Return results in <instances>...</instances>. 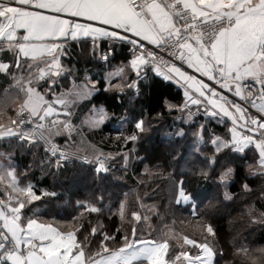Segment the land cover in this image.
I'll return each instance as SVG.
<instances>
[{"label":"snow or ice","instance_id":"snow-or-ice-1","mask_svg":"<svg viewBox=\"0 0 264 264\" xmlns=\"http://www.w3.org/2000/svg\"><path fill=\"white\" fill-rule=\"evenodd\" d=\"M158 82L182 95L146 109ZM157 137L161 163L137 173ZM76 164L90 166L84 184L67 174ZM37 170L84 188L69 219L33 213L57 195L37 189ZM149 173L192 234L154 226ZM221 260L264 264V0H0V264Z\"/></svg>","mask_w":264,"mask_h":264},{"label":"trees","instance_id":"trees-1","mask_svg":"<svg viewBox=\"0 0 264 264\" xmlns=\"http://www.w3.org/2000/svg\"><path fill=\"white\" fill-rule=\"evenodd\" d=\"M83 66V65H82ZM147 95L145 98L141 101L143 103L144 107L146 109L149 108H156L159 109L163 103L164 100L167 99H175L177 97V94L179 93L182 95V90L178 89L175 85L168 86L167 82H158L152 86H150L148 89H146ZM171 119V118H169ZM119 127V125L112 123L108 126V128L105 129V139L104 144L107 146L106 150H115L117 148V144L115 142V130ZM111 136L113 138V142L111 144L108 143V137ZM93 140L96 142H99L100 137L96 136L93 137ZM159 143V138L157 137L155 141L152 143L149 142H141V145L137 149L139 155L141 157H144L146 155L149 156V160H145L144 165L139 164L137 162L136 164V172L137 173H143V169L145 165H152L161 163L157 157H160L163 149L166 145L160 144L159 148L156 147V144ZM126 150V149H125ZM28 157H18V164L23 166V164L26 162ZM83 169V170H82ZM81 166L79 164L70 166L68 170V175H73L77 177V180L75 181L76 184H84L87 181V173L90 172V166L84 165ZM129 179L127 187H132L136 184L137 176L134 174V172L130 169L129 171ZM140 179L144 180V184L141 188V190H148L150 195L146 198V203L149 207H152L155 205V208H153V216L155 220L154 226L158 229H160L161 233L163 228L166 226H172L173 223V210L167 206V201L164 199V194L160 193L158 195H151V191L153 188L156 187L157 184H163V181L154 176L153 174L149 173L148 175H140ZM33 182L36 184L37 189L40 188H47L49 191H54L57 193L55 197L53 196H46L43 197L40 201L34 202L33 207V213L41 218L50 219L55 217L59 220H67L74 214V202L77 198H81L85 195V190L83 187L80 188H73L69 184V182L65 179V177L59 176V177H53V176H42L39 170H37L32 177ZM125 190H127L125 188ZM201 191L203 193H206L209 198H211L212 195H214V190L212 185H202ZM159 209V217H155V211L156 209ZM186 219L188 218L187 213H180L177 212L175 214V219L179 221L180 219ZM218 227L220 228V240L221 243L227 247L229 243V236H228V224L226 219L217 218L214 221ZM109 227H113V225H119L118 219L115 217H112L107 221ZM177 226H179L180 230H185L189 232L190 234L193 233V229L187 225V224H180L179 222L176 223ZM165 230V232H167ZM250 239H256L260 240V232L257 231L254 237H250ZM220 264H224V261L221 260Z\"/></svg>","mask_w":264,"mask_h":264},{"label":"rangeland","instance_id":"rangeland-1","mask_svg":"<svg viewBox=\"0 0 264 264\" xmlns=\"http://www.w3.org/2000/svg\"><path fill=\"white\" fill-rule=\"evenodd\" d=\"M173 227H175L177 230H180L179 226H177V225L175 224V225H172V226H166L165 228H163L162 232L164 233L165 230H167V229L169 230L170 228H173Z\"/></svg>","mask_w":264,"mask_h":264}]
</instances>
